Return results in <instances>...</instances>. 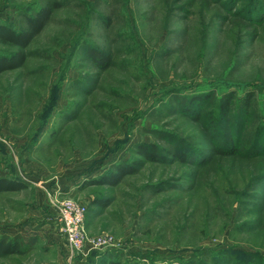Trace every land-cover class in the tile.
Listing matches in <instances>:
<instances>
[{
  "label": "rangeland",
  "instance_id": "rangeland-1",
  "mask_svg": "<svg viewBox=\"0 0 264 264\" xmlns=\"http://www.w3.org/2000/svg\"><path fill=\"white\" fill-rule=\"evenodd\" d=\"M55 4L26 64L0 74V178L27 185L0 194V240L20 248L0 264H261L264 0H0V25ZM225 140L240 154H218ZM136 160L118 186L96 184ZM56 195L113 245L72 252Z\"/></svg>",
  "mask_w": 264,
  "mask_h": 264
},
{
  "label": "trees",
  "instance_id": "trees-1",
  "mask_svg": "<svg viewBox=\"0 0 264 264\" xmlns=\"http://www.w3.org/2000/svg\"><path fill=\"white\" fill-rule=\"evenodd\" d=\"M55 5H48L41 8L35 16H30L26 20V26L20 30H14L9 26L0 25V42L15 47L17 50L8 54L0 55V74L7 71H13L22 68L27 61V48L30 46L32 41L36 36H38L56 9ZM95 63L102 69H106L109 66L110 55L105 51L100 50H90L89 52ZM251 98L247 99L246 105L249 106ZM208 101V96L192 97L190 100L191 104L198 103L203 106ZM231 99L227 100L221 105V117L223 120L229 116L231 110ZM189 110V109H188ZM188 112V111H187ZM200 111L196 112L195 119L200 121L201 117ZM190 117L194 116L192 113L187 114ZM230 140H225L223 146H216V152L220 155L230 156L239 155L240 148L237 144L229 143ZM258 144L254 146L257 147ZM137 153L146 162H162L164 158L162 155L158 154L157 148L155 146H145L141 145L138 147ZM182 159V158H181ZM142 160L132 161L130 163L119 164L116 167V171L110 174L103 175L99 180H97V185L102 186H118L125 177L133 175L141 167ZM27 188V185L20 180H13L10 178L2 177L0 178V194L6 192L21 191ZM20 253V248L18 243L10 242L6 240H0V258L8 255H14ZM110 264H122L118 261L110 262ZM138 264V263H136ZM264 264V261H261Z\"/></svg>",
  "mask_w": 264,
  "mask_h": 264
},
{
  "label": "built area",
  "instance_id": "built-area-1",
  "mask_svg": "<svg viewBox=\"0 0 264 264\" xmlns=\"http://www.w3.org/2000/svg\"><path fill=\"white\" fill-rule=\"evenodd\" d=\"M51 204L66 244L72 252L85 253L113 245V241L106 236H89L86 228L87 208L82 203L71 197L56 195Z\"/></svg>",
  "mask_w": 264,
  "mask_h": 264
}]
</instances>
